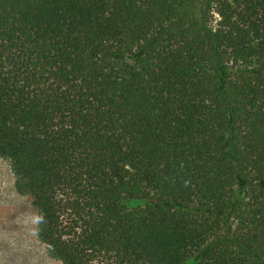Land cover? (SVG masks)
<instances>
[{"label": "trees", "instance_id": "trees-1", "mask_svg": "<svg viewBox=\"0 0 264 264\" xmlns=\"http://www.w3.org/2000/svg\"><path fill=\"white\" fill-rule=\"evenodd\" d=\"M0 157L60 264H264V0H0Z\"/></svg>", "mask_w": 264, "mask_h": 264}, {"label": "rangeland", "instance_id": "rangeland-1", "mask_svg": "<svg viewBox=\"0 0 264 264\" xmlns=\"http://www.w3.org/2000/svg\"><path fill=\"white\" fill-rule=\"evenodd\" d=\"M35 221L34 209L15 192L10 166L0 157V264H60L36 239Z\"/></svg>", "mask_w": 264, "mask_h": 264}]
</instances>
